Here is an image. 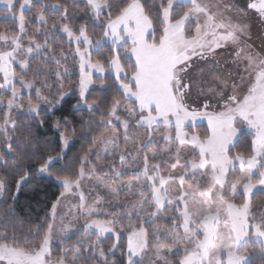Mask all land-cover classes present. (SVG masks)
I'll list each match as a JSON object with an SVG mask.
<instances>
[{
	"label": "snow or ice",
	"instance_id": "obj_1",
	"mask_svg": "<svg viewBox=\"0 0 264 264\" xmlns=\"http://www.w3.org/2000/svg\"><path fill=\"white\" fill-rule=\"evenodd\" d=\"M77 8L83 12L78 28L70 14ZM32 9L36 27L30 34L33 20L26 13ZM49 11L56 17L51 22ZM249 12L264 25V0H246L245 7L235 0H159L154 11L146 0H0V15L17 25L12 34L0 32V167L19 174L17 193L33 171L63 189L43 222L26 234L12 205L0 214V264H118L101 246L108 239V251H120L123 264H264V208L253 204L255 196L264 197V54L249 43ZM89 25L102 35L90 34ZM229 46L236 67L234 77L229 71L231 91L215 62L207 68L224 87H209L213 99L191 106L194 88L197 101L205 94L202 81L192 78L194 67L200 73L205 67L194 61L207 62ZM106 48V58L98 55ZM76 73L77 89H69L78 96L73 109L89 114L82 128L101 131L70 173L56 167L76 131L67 118L52 124L60 153L38 156L28 151L38 147L32 136H18L14 113L43 127L41 103L52 111L68 95L65 79ZM106 73L116 94L98 112L103 106L89 99V90L96 80L103 87ZM197 120L207 122L203 136L185 131L186 122ZM140 129L145 139L133 134ZM242 136L251 137L250 151L233 155ZM31 161L39 167L28 169ZM88 181L97 191L91 204L82 188ZM6 194L0 179V195ZM67 195L78 196L79 203L58 218ZM104 201L107 207H101ZM67 216L83 218L82 230L73 232ZM70 233L78 235L68 247Z\"/></svg>",
	"mask_w": 264,
	"mask_h": 264
},
{
	"label": "trees",
	"instance_id": "obj_2",
	"mask_svg": "<svg viewBox=\"0 0 264 264\" xmlns=\"http://www.w3.org/2000/svg\"><path fill=\"white\" fill-rule=\"evenodd\" d=\"M46 4H54L56 0H43ZM65 3H71V0H64ZM147 6L150 10H155L158 7L159 0H156V4L150 2V0H146ZM83 5L81 4V8ZM81 8L71 10V15L73 16L76 24L75 26L78 28L79 24L83 22V12ZM115 7L113 11H115ZM36 9H32L30 13H26L30 20H33V23L29 25L28 31L29 33L35 32V16ZM49 20L55 19L56 17L53 15L51 11L48 13ZM155 15L153 19L155 20ZM17 25L13 23L10 19H5L3 15H0V32H4L5 30H9V34H12L11 30L16 29ZM89 33L94 34L96 37L102 35V32L97 30H93L91 25H89ZM43 39V37H41ZM65 49H67L68 45L65 41L62 45ZM108 49L102 50V52L98 55H102L105 58L107 57ZM95 58V57H94ZM35 64V61L33 62ZM108 78L103 87H101L100 81L96 80V82L92 85L93 87L89 90L90 96L89 99H97L99 103L103 106L98 109V112L104 110L107 105L111 102L112 96L116 94L114 87V78L109 76L107 73L105 74ZM54 79V77H53ZM77 81H78V73H76L72 80L69 81L65 79L64 81V91L68 93L67 96L64 97L63 101L60 104L56 105L52 111H48V105L40 106L41 119L44 120V126L40 127L38 124L32 121H25L24 115L19 113H14V118L18 120V136L19 135H31L32 138L37 142L38 147L35 149L28 148V151H36L38 156H44L47 154L57 155L60 153V145H59V136L56 133V130L52 128V124L56 120H67L69 123V128H75V135L70 136L69 147L65 150L64 159L59 161L56 165L57 168L62 166L67 167L68 172L75 171V162L78 160L79 155L82 154L83 151L87 150L89 147L88 141H90L93 135H99L101 130H97L95 133L92 131H88L82 128V121L89 119V114L87 111L81 113L79 111H75L73 109V105L76 103L78 96L73 95L72 92H75L77 89ZM69 89H72V92H69ZM95 89V91H93ZM55 91V90H54ZM51 99V97H50ZM55 104V100L52 101ZM3 108H0V117L3 115ZM96 123H99L100 116L97 115L95 117ZM25 128H28V131L25 132ZM95 128V124L93 125ZM63 130V128H61ZM197 133L204 134L206 132L205 127H197ZM250 136H242L239 139V142L236 144V147L232 150V154L235 155L239 152H244L245 155L250 151ZM2 151V149H0ZM26 167L28 169H35L39 167V161H31ZM0 179H4L7 184V194L0 195V214H2L9 205L15 210V216L18 219L23 220V231L26 234L28 232V228L30 225H34L37 223H42L43 218L49 213L51 206L54 202L57 201V198L60 197L62 192V188L58 186L53 179L49 177H43L37 175L35 171L32 172V175L29 177L28 181L21 186L19 192L17 193L16 189V181L19 179V174L13 173L8 169H4L0 167ZM13 194L16 195L15 200H13ZM253 204L255 207L264 208V197L255 196L253 200ZM255 210V208H254ZM160 225L159 223H157ZM19 226V224H18ZM46 224L44 227L46 228ZM76 240L72 238L66 242L67 246H71ZM112 239L106 240L101 246L103 247L105 253H108L110 259H114L118 262V264H123V260L121 258L120 251H117L113 256L108 250L111 247ZM126 245V241L122 238L121 247ZM257 246L250 247V252H255Z\"/></svg>",
	"mask_w": 264,
	"mask_h": 264
},
{
	"label": "rangeland",
	"instance_id": "obj_3",
	"mask_svg": "<svg viewBox=\"0 0 264 264\" xmlns=\"http://www.w3.org/2000/svg\"><path fill=\"white\" fill-rule=\"evenodd\" d=\"M226 2V1H225ZM230 16L233 17V19H236V14L235 13H229ZM219 50V49H218ZM222 51L226 52L228 51V48H226L225 50L222 49ZM227 56H224L222 55L219 62H218V67L216 68V71L222 76V78L228 82V88L227 90L229 91L230 90V86L229 84H231V78L229 77V71H231L229 69V66L227 65V60H226ZM213 59L210 57L209 60L207 62L205 61H201V60H195L194 61V65L196 66H204L205 67V72L204 73H200L199 72V67H194V69L192 70V78L194 80H197V81H202L201 82V87L204 89L205 91V94L200 96L199 97V101L196 100V95H195V88L193 90V95L191 97V106L195 107L197 106L198 104H201L203 103V101L205 99H208V100H212V96L210 93L207 92V89L209 87H213V88H216L217 90H219L220 88L224 87V85L220 82V81H217L215 79H213L212 75L209 73V70L207 68V65H210V64H213ZM18 67V66H17ZM232 69V68H231ZM232 74H233V77L235 76V72H236V67L234 66V69L231 71ZM98 75V74H97ZM93 86L91 85L90 86V89L92 88ZM231 91V90H230ZM32 96L34 98L35 94L34 92L32 93ZM67 96V95H66ZM27 97H28V92L25 91L24 92V104H25V109L27 108ZM46 104L44 103H41L40 106H45ZM0 108H3L4 109V106L3 105H0ZM5 110V109H4ZM21 115H24V113H19ZM205 127V129L207 130V122L206 121H201V120H197L195 121V123L193 124V122L191 121H188L186 122V125H185V131L188 132L189 135L193 134L194 132H196V128L197 127ZM122 131V130H121ZM157 132H160V131H163V129H157L156 130ZM137 138L139 139H145L146 138V135L143 131V129H140V130H137L136 132L133 133ZM197 134H200L201 136H203L204 134H201V133H197ZM157 139H160V137H157ZM123 143V142H122ZM93 159H94V156H93ZM180 169H177V172L179 173ZM238 171V169H237ZM40 176H43V177H46V175H40ZM125 179H127V177H125ZM54 182L61 187L60 184H58L55 180ZM185 186L187 187V183L185 184ZM62 188V187H61ZM83 192L88 200V203L91 204L94 202L95 198H96V195H97V191L93 189L92 187V182L88 181L86 182L83 186ZM63 190V189H62ZM102 191V190H101ZM127 191V190H125ZM125 197H122V199H124ZM79 203V199H78V196H73V195H67L63 198H61L60 200V203L58 204V208H57V217L59 218V216L63 215L65 212H67L68 208L72 207L73 204H77ZM107 201H104L101 205V207H107ZM66 220H71L72 224L74 225V228H73V232H76V229L79 228L82 230L83 228V218H77V219H73L71 216H67L65 217ZM163 220V218H161V221ZM124 223L126 224L127 223V220L125 219ZM57 225L59 226V219H57ZM160 225L156 224V225H153L152 228H150L149 230L150 231H153L156 227H159ZM117 227H120V225L118 224ZM78 235V234H77ZM77 235H72L70 233V236H71V240L72 238L73 239H77ZM125 241H126V238H123ZM70 239L68 238H65L64 239V244L67 246L66 242L69 241ZM54 247H53V256H58L59 255V247H60V238L59 236L57 235L56 239L54 240ZM69 247V246H68Z\"/></svg>",
	"mask_w": 264,
	"mask_h": 264
},
{
	"label": "flooded vegetation",
	"instance_id": "obj_4",
	"mask_svg": "<svg viewBox=\"0 0 264 264\" xmlns=\"http://www.w3.org/2000/svg\"><path fill=\"white\" fill-rule=\"evenodd\" d=\"M225 1L229 2V0H225ZM235 2L241 7L246 6V0H235ZM246 21L251 26L250 32H251L252 38L249 41V43L253 46L255 51L260 52L261 54H264V45L261 44V38L264 37V25L261 24V22L259 21V19L257 18L254 12H249L248 16L246 17ZM222 49L225 50L226 48H221L217 50L216 56L214 58L213 57L211 58L213 59V62L215 63V62H219L222 55L227 56L226 58L227 65L229 66V69L232 71L235 66L232 64V52L234 51V49L231 46L228 47V51L226 52L222 51ZM229 86L231 90V84H229Z\"/></svg>",
	"mask_w": 264,
	"mask_h": 264
}]
</instances>
